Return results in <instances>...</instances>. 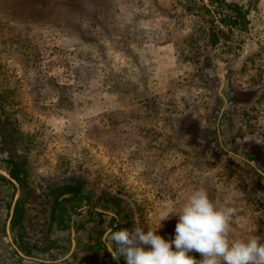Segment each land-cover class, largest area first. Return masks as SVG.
<instances>
[{
    "label": "rangeland",
    "instance_id": "374dc122",
    "mask_svg": "<svg viewBox=\"0 0 264 264\" xmlns=\"http://www.w3.org/2000/svg\"><path fill=\"white\" fill-rule=\"evenodd\" d=\"M226 1L247 26L211 46L214 0H0V175L10 180L3 159L14 150L25 178L22 190L0 180V264L102 259L89 238L101 235L96 210L47 209L59 186L109 225L119 214L116 230L148 227L204 189L220 206L255 208L264 242V200L246 173L262 182L249 166L264 163V0ZM209 176L225 177L228 203ZM17 202L23 221L9 235L29 242L28 259L3 233ZM170 216L157 231L166 240Z\"/></svg>",
    "mask_w": 264,
    "mask_h": 264
},
{
    "label": "clouds",
    "instance_id": "9594fccd",
    "mask_svg": "<svg viewBox=\"0 0 264 264\" xmlns=\"http://www.w3.org/2000/svg\"><path fill=\"white\" fill-rule=\"evenodd\" d=\"M178 216L173 239L157 234L163 223ZM232 206L216 204L204 189H196L181 208L169 203L148 227L121 228L108 235L113 260L119 264H264V242L258 236L236 238ZM199 253L196 259L189 253Z\"/></svg>",
    "mask_w": 264,
    "mask_h": 264
},
{
    "label": "trees",
    "instance_id": "16d2710c",
    "mask_svg": "<svg viewBox=\"0 0 264 264\" xmlns=\"http://www.w3.org/2000/svg\"><path fill=\"white\" fill-rule=\"evenodd\" d=\"M213 3H216V7L218 9H221V11L215 8L216 10L213 12V15L217 16L216 22L218 23V26H216L217 31L212 34V40L210 43L211 46L217 45V43L221 39L225 43H227L229 41V35L235 30H243L247 26L248 22L247 12L244 11L239 4L234 2H228L226 0H214ZM220 27H223L224 29L222 30ZM205 63L207 67H211L210 61H206ZM9 140L11 142L13 141L12 138H9ZM16 155L17 154L15 153V151L12 150L9 151L8 155H6L3 159V163L8 166L6 172L9 175L10 180H7L4 176L1 175L0 180L10 184L12 187H14V184L12 183L15 182L22 190L25 185V178L23 177L24 168L23 163L17 161ZM23 215L24 210L20 202H17L15 207L12 208V210L8 206L5 212V222L7 223L9 218L10 222L9 227H7L8 231L5 229V225L3 226V233L9 235V231L14 232V229L21 225L23 221ZM10 237H8L9 240H7L5 243L13 250V253L20 258L28 259L32 250L27 246L29 242H26V240L19 234H15L14 238L12 236ZM21 244L23 246H20ZM23 250H25L26 252ZM22 251L25 252V254H23ZM15 263L21 264L20 262Z\"/></svg>",
    "mask_w": 264,
    "mask_h": 264
},
{
    "label": "flooded vegetation",
    "instance_id": "af4514ba",
    "mask_svg": "<svg viewBox=\"0 0 264 264\" xmlns=\"http://www.w3.org/2000/svg\"><path fill=\"white\" fill-rule=\"evenodd\" d=\"M249 167H251L252 170L254 172H256V174L259 177H261V180H262L261 183L264 184V163L260 162L254 166L252 164H250ZM46 197H47L46 202H48V204H49V206L48 205H46V206L48 207L47 209L50 211L51 214L55 213L57 210L61 211V205L64 202H72V204H73L72 206L74 207V210H75L74 213H76L75 215L79 214V210L80 211L90 210L91 212H93V210L94 211L96 210L97 212H95V213L100 218L94 223L91 222V224H92L94 230L101 231V235L98 237L96 234H89V238L101 246L99 251L101 252L100 256L102 255V258H103L104 254H111L108 251V247L110 246L109 240H108V235L111 231L116 230L117 227L113 228V226L118 223L117 219L120 217L119 214H114L113 217H111V219H113V223L111 225H109V223L107 222V220L105 218L107 215H105V213H104L105 211L103 209L95 208V207L90 206V205L77 206L76 205L77 203L79 204L81 202L82 203L86 202L85 199L84 200L82 199L84 197L82 192L78 191L76 189H73V188L71 189L69 187H65V186H59L58 188L54 189L51 192H46ZM107 225H109V226H107ZM104 228H106V229H104ZM110 228H112V229H110ZM102 239H104L103 243L107 244L108 247H106L101 242ZM120 263L121 264L125 263L123 258H121Z\"/></svg>",
    "mask_w": 264,
    "mask_h": 264
},
{
    "label": "crops",
    "instance_id": "0c3cea01",
    "mask_svg": "<svg viewBox=\"0 0 264 264\" xmlns=\"http://www.w3.org/2000/svg\"><path fill=\"white\" fill-rule=\"evenodd\" d=\"M209 180H210V186H209L210 191L217 194L219 201H223L222 199H225L224 202L228 203V200H226L227 199L226 198L227 189L225 190V187L227 186V184L225 183L226 182L225 177H222L218 180L214 176H209ZM219 194H220V196H219ZM241 205H243V204L239 203L235 206V208L237 209V212H238V215L235 217V219H237V217H239L240 221H239V223H237L234 220V222H235L234 224L237 225V227H239L242 230V233L244 236L241 239H247L251 236H255L254 235V232H255L254 229H256L258 227V225L256 226L255 219H257L259 217V213L254 211L251 214V212L253 210H255V208H251V209L250 208H242ZM250 210H252V211H250ZM261 240H262V238H261ZM189 255L194 256L196 259H200L199 253L193 252V253H189Z\"/></svg>",
    "mask_w": 264,
    "mask_h": 264
},
{
    "label": "water",
    "instance_id": "95a60500",
    "mask_svg": "<svg viewBox=\"0 0 264 264\" xmlns=\"http://www.w3.org/2000/svg\"><path fill=\"white\" fill-rule=\"evenodd\" d=\"M246 173L248 174L249 176V180L251 182V185L254 187L255 191H257V193H259V195L263 198L264 200V184L261 183V182H258V180L256 179V177H254L251 172L249 170H246ZM12 210V208H11ZM11 213V212H10ZM10 222V218L8 219V224ZM8 227V225H7ZM104 239H102V243L104 242L103 241ZM106 247H108L107 244L103 243ZM110 255V256H109ZM96 264H116V261L113 260L112 258V255L111 254H104L103 255V258L96 262ZM119 264H121L119 262ZM125 264V263H124Z\"/></svg>",
    "mask_w": 264,
    "mask_h": 264
}]
</instances>
